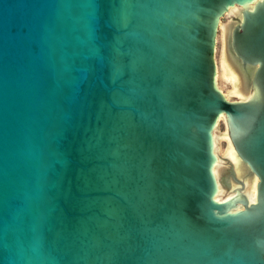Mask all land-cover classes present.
Masks as SVG:
<instances>
[{"label":"water","instance_id":"water-1","mask_svg":"<svg viewBox=\"0 0 264 264\" xmlns=\"http://www.w3.org/2000/svg\"><path fill=\"white\" fill-rule=\"evenodd\" d=\"M0 264H264V0H0Z\"/></svg>","mask_w":264,"mask_h":264},{"label":"rangeland","instance_id":"rangeland-1","mask_svg":"<svg viewBox=\"0 0 264 264\" xmlns=\"http://www.w3.org/2000/svg\"><path fill=\"white\" fill-rule=\"evenodd\" d=\"M228 11L223 19H221V23L223 25H226V21L229 17V14L232 12ZM218 27V42H217V51H216V63H217V84L220 87V89L223 91V93L227 96H235L239 99H242V95L239 93L238 89V82L234 81V76L232 71H230L229 67L226 64V58L224 56V47H225V36L222 35L221 31ZM223 40V41H222ZM224 43V44H223ZM223 118V117H221ZM224 122V121H223ZM225 125H223L222 122L218 124L216 127L217 134H214L215 136V147L217 152L220 155H225L226 157H229L230 150H229V144L226 140V137L224 134L226 133V129L224 128ZM215 170L217 173H219V166L218 164L215 166ZM253 189V188H252ZM251 189V191H252ZM229 194V193H228ZM226 194V195H228ZM226 195H223L222 190L219 191L217 198L225 197Z\"/></svg>","mask_w":264,"mask_h":264},{"label":"bare ground","instance_id":"bare-ground-1","mask_svg":"<svg viewBox=\"0 0 264 264\" xmlns=\"http://www.w3.org/2000/svg\"><path fill=\"white\" fill-rule=\"evenodd\" d=\"M236 7H233V8H231V9H229L228 11H231V10H233L232 11V13H230L229 14V17H228V19H227V21H226V24H227V26H226V32H225V35L227 34V29H228V24H229V18H230V16L236 11ZM227 11V12H228ZM226 12V13H227ZM225 17V16H224ZM223 17V18H224ZM221 20V19H220ZM220 20H219V22H218V25H219V23H220ZM225 42V41H224ZM225 52H226V49H225ZM226 54V53H225ZM226 64H227V66L229 67V69H230V71H232L233 72V74H235V76H234V81L236 80L237 82H238V89H239V93L243 96L242 98H244V95H243V92H242V88H241V86H240V84H239V77H238V74L233 70V68H232V65H231V63H230V61H229V59H228V57H227V54H226ZM216 74H217V72H216ZM215 80H216V83H217V77L215 78ZM217 86H218V84H217ZM219 87V86H218ZM220 88V87H219ZM225 95V94H224ZM226 97H232V96H227V95H225ZM249 96V95H248ZM247 96V97H248ZM237 98V97H236ZM221 117H223V118H221ZM221 120H222V122L224 123V127H225V129H226V133L224 134V136L226 137V140L228 141V144H229V150H230V153H231V156L230 157H227L228 159H229V161L233 164V166L236 168V170L238 171V169H237V165H238V159H237V156H236V154H235V152H234V150H233V147L231 146V143H230V139H229V137H228V130H227V123L225 122V118H224V116L223 115H221L220 117H219ZM218 124H219V122H217ZM217 127V126H216ZM216 127H215V129H214V131L212 132V136H213V144H214V152H215V154H216V156H217V159H216V162H215V164H214V166H213V172H214V174L216 175V177L220 174V172L222 171V157H226L225 155H220L218 152H217V150H216V147H215V136H214V134H217V132H216ZM218 164V166H219V168H220V170H219V173H217L216 172V170H215V166ZM255 181H256V179H254L253 181H252V183L251 184H246V187H245V195H246V197H247V199H248V201H253L254 200V197H255V187H254V185H255ZM253 188V189H252ZM251 189H252V191H251ZM220 190H222V193H223V195H226V194H228V193H224V190L218 185V188H217V192H216V194H215V199H217V200H221V199H228L229 197H231L232 196V193L231 192H229V194L228 195H226L225 197H222V198H217V195H218V193H219V191ZM240 207V205L239 204H237V205H235L234 207H232L233 209H238Z\"/></svg>","mask_w":264,"mask_h":264},{"label":"flooded vegetation","instance_id":"flooded-vegetation-1","mask_svg":"<svg viewBox=\"0 0 264 264\" xmlns=\"http://www.w3.org/2000/svg\"><path fill=\"white\" fill-rule=\"evenodd\" d=\"M232 13V12H231ZM226 26H227V24L226 25H223L222 23H221V21H220V23H219V25H218V27L220 28L219 30L221 31V33H222V35L224 34V36H225V32H226ZM223 41V40H222ZM225 43V42H224ZM223 43V44H224ZM226 52H225V47H224V56H225V58H226V54H225ZM231 156V154L229 155V157Z\"/></svg>","mask_w":264,"mask_h":264}]
</instances>
